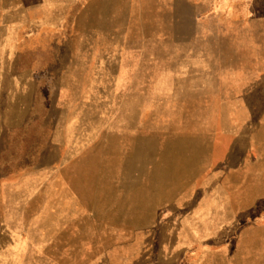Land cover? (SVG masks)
<instances>
[{"label":"rangeland","instance_id":"obj_1","mask_svg":"<svg viewBox=\"0 0 264 264\" xmlns=\"http://www.w3.org/2000/svg\"><path fill=\"white\" fill-rule=\"evenodd\" d=\"M0 264H264V0H0Z\"/></svg>","mask_w":264,"mask_h":264}]
</instances>
